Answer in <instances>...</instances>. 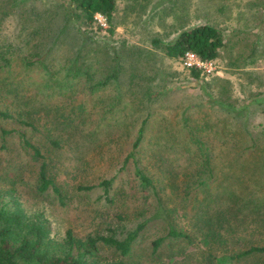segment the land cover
<instances>
[{
	"label": "rangeland",
	"instance_id": "rangeland-1",
	"mask_svg": "<svg viewBox=\"0 0 264 264\" xmlns=\"http://www.w3.org/2000/svg\"><path fill=\"white\" fill-rule=\"evenodd\" d=\"M116 1L113 34H108L110 26L101 15L96 18L103 31L82 26L91 39L88 51L93 48L92 73L109 74L115 54L124 67L121 84L94 95L87 91L75 95L77 103L83 102L91 113L87 123L89 132L98 131L96 146L88 147L86 156L83 152L75 154L71 147L57 156L49 154L53 177L58 175L57 183L68 193L67 205L61 206L52 191L38 192L39 164L31 161L17 135L8 139L7 150L1 149L0 139V189L11 188L2 174H11L21 164L24 172L16 180L20 202L30 215L41 216L52 237L62 241L71 230L79 239L91 235L124 239L149 220L127 264H203L209 249L196 229L200 214L234 203L233 198H248L252 202L249 208L254 211L258 207L264 215V0ZM204 24L223 33L225 47L217 60L221 74L194 80L182 59L168 58L154 41L165 45L183 30ZM2 29L12 36L15 18L7 19ZM71 46L73 43L67 41L56 52V63L72 57ZM133 73L140 86L130 89ZM39 74L22 73L23 86L28 89L23 95L27 99L42 88L43 77ZM118 96H122L121 102ZM102 98L106 100L105 107ZM186 110L195 124L203 127L202 135L216 157L213 179L200 189L189 183V195L184 194L188 181L184 171L190 157L181 122ZM148 116L149 125L137 159L156 174L161 184L164 217H159L162 209L155 196L140 187L133 162L125 163L141 122ZM35 119V132L17 124L5 125L26 131L32 142L48 153L46 118L38 114ZM253 139L256 150L249 148ZM79 157L83 159L81 163ZM86 161L89 163L84 166ZM8 166L12 169L6 170ZM168 174L177 176V181ZM112 179V202H108L98 185ZM81 185L97 188L79 191ZM242 201L238 202L240 206ZM242 210L243 215L253 212H247L244 205ZM225 225L227 233L223 232L222 237L229 243L216 245L215 256L239 253L249 244L264 243V234L251 235L247 226L235 234L230 233V222ZM171 228L193 240L167 238ZM234 237L242 239L238 246H233ZM159 238L167 239L154 257L153 242ZM101 256L105 262L120 259L108 249H102ZM239 264H264V257L248 258Z\"/></svg>",
	"mask_w": 264,
	"mask_h": 264
},
{
	"label": "trees",
	"instance_id": "trees-1",
	"mask_svg": "<svg viewBox=\"0 0 264 264\" xmlns=\"http://www.w3.org/2000/svg\"><path fill=\"white\" fill-rule=\"evenodd\" d=\"M116 11V0H0L1 149L7 150L8 139L17 135L31 161L39 164L38 192L43 194L52 191L61 206L67 205L69 196L57 183L58 175L53 177V164L52 160H49V154L57 156L59 151L71 147L75 154L83 152L86 156L85 150L92 148V145L96 146L98 137L96 129L89 132L87 119L91 113L87 105L83 102L77 103L75 95L79 91L94 95L113 84H121L124 72L123 64L119 62L118 54H115L114 66L109 74L97 76V73H92L90 57L93 48L88 51L87 44L91 39L87 37L82 26L97 27L103 31L96 18L101 15L110 26L108 34H113ZM11 17L16 21L15 33L12 36L4 34L2 29L4 22ZM76 33L78 38H75ZM67 41L73 43V47H70L73 55L69 60L56 63V52L63 48ZM154 44L162 46L170 59H182L187 52H193L204 61H215L219 59L221 50L225 47V39L218 29L204 24L183 30L170 43L163 45L160 40H156ZM188 70L194 80L203 77L200 70ZM34 71H38L43 77L42 88H38L37 94L27 99L23 93L28 89L23 86L25 81L21 76L23 72ZM134 73L129 80V88L132 87L130 89L140 86L139 81L135 83L134 78L138 76ZM117 100L121 102L122 96H118ZM100 101H103L101 104L104 107L107 106L104 98ZM38 114L43 115L47 121L45 138L49 144L48 153H44L40 146L35 145L26 131L9 129L5 125L17 124L35 132V115ZM187 114L186 110L181 122L186 135L190 164L184 171V177L188 178L184 186L186 193L182 192L189 195V183H192V187L200 189L213 179L216 157L211 144L202 135L203 127L196 125ZM149 120V116L142 120L125 163L133 162L135 177L140 187L155 196L162 209L159 217H164L161 184L156 179V174H151L137 159ZM249 148L256 150L255 139L251 141ZM78 160L80 163L83 161L80 157ZM87 162H84V166ZM10 168L12 169L8 166L6 170ZM14 170L11 174L6 173L7 171L2 174L10 181L11 188L0 189V264H127L126 259L146 230L149 220L139 224L124 239L114 235H91L86 239H79L69 230L60 241L51 236L41 216L30 215L20 202L16 180L22 176L24 167L17 164ZM168 176L177 181V176ZM113 181L105 180L98 185L103 189L108 202H112L109 193ZM95 188L97 187L81 185L78 190L87 192ZM232 200L234 203L228 202L219 210L200 214L196 221V229L201 233L202 242L209 249L203 264H239L248 258L264 257V243L249 244L247 249L239 253L230 252L215 256L213 249L216 245L229 243L222 237L223 232L227 233L225 224L228 222L230 233L236 234L247 226L251 235L264 234V215L260 208L254 209L256 212L249 208L252 202L248 201V198ZM239 201H242L241 206ZM243 205L247 212L250 209L253 214L243 215ZM167 238L193 240L192 236L174 228L170 229ZM167 238H159L153 242L154 257L159 254ZM241 240L240 237H234L233 246H238ZM102 249L115 252L120 259L105 262L101 256Z\"/></svg>",
	"mask_w": 264,
	"mask_h": 264
},
{
	"label": "built area",
	"instance_id": "built-area-1",
	"mask_svg": "<svg viewBox=\"0 0 264 264\" xmlns=\"http://www.w3.org/2000/svg\"><path fill=\"white\" fill-rule=\"evenodd\" d=\"M183 66L186 69H197L203 76H215L221 74V68L215 61H204L193 52H187L182 58Z\"/></svg>",
	"mask_w": 264,
	"mask_h": 264
}]
</instances>
